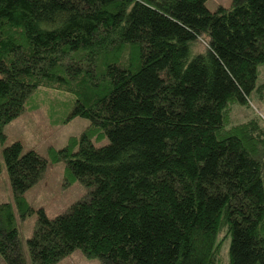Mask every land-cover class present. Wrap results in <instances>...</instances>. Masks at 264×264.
<instances>
[{"label":"trees","instance_id":"1","mask_svg":"<svg viewBox=\"0 0 264 264\" xmlns=\"http://www.w3.org/2000/svg\"><path fill=\"white\" fill-rule=\"evenodd\" d=\"M206 1L0 0V142L41 92L56 93L50 123L88 121L47 156L2 148L21 220L49 164L86 191L52 218L37 211L31 264L76 250L100 264H264V121L231 123L264 98V0ZM0 256L27 264L10 203Z\"/></svg>","mask_w":264,"mask_h":264},{"label":"rangeland","instance_id":"2","mask_svg":"<svg viewBox=\"0 0 264 264\" xmlns=\"http://www.w3.org/2000/svg\"><path fill=\"white\" fill-rule=\"evenodd\" d=\"M231 0H207L205 6L210 11H215L218 7H228ZM204 41V40H203ZM199 41L192 49L193 53L204 49V42ZM259 82L264 84V67L260 70ZM60 98L61 96L57 94ZM56 93L41 92L32 101L31 108L25 110L18 118L7 124L3 129L4 142H0V203H10L14 209L16 227L18 230L22 252L27 264L30 259L27 252L26 241L31 236L37 219V211L42 209L47 217L52 218L65 212L73 203L85 196V189L78 183L73 182L68 185L63 178L64 164H49L42 179L33 186L25 195V199L32 209V214L21 220L16 213L9 181L5 172L2 159L3 146L12 142H19L23 151L33 150L41 155L47 156L50 148L59 149L66 145L71 138L79 136L88 126V121L83 118H74L67 123L52 124L48 120L50 107L54 105ZM47 101V105L40 100ZM53 107V106H52ZM264 111V98L261 102L251 103L250 108L234 106L232 108V124H238L253 117L254 114ZM258 115V114H257ZM226 244L222 247V262H225ZM0 264L3 259L0 256ZM56 264H100L98 259L86 258L81 251L76 250L66 258Z\"/></svg>","mask_w":264,"mask_h":264},{"label":"built area","instance_id":"3","mask_svg":"<svg viewBox=\"0 0 264 264\" xmlns=\"http://www.w3.org/2000/svg\"><path fill=\"white\" fill-rule=\"evenodd\" d=\"M256 114H258L261 117V119L264 121V111L260 112V113L258 112Z\"/></svg>","mask_w":264,"mask_h":264}]
</instances>
